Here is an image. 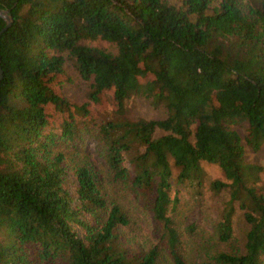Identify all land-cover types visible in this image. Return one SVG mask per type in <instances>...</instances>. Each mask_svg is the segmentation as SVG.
Wrapping results in <instances>:
<instances>
[{"label":"trees","instance_id":"obj_1","mask_svg":"<svg viewBox=\"0 0 264 264\" xmlns=\"http://www.w3.org/2000/svg\"><path fill=\"white\" fill-rule=\"evenodd\" d=\"M6 8L0 264H188L181 229L200 257L191 264H264L263 168L243 145L264 144V0H0ZM66 63L85 83L79 102L62 89ZM136 95L163 115L131 116ZM201 161L225 181L205 180ZM204 184L228 199L208 240H193L178 194ZM235 208L241 242L220 248Z\"/></svg>","mask_w":264,"mask_h":264},{"label":"rangeland","instance_id":"obj_2","mask_svg":"<svg viewBox=\"0 0 264 264\" xmlns=\"http://www.w3.org/2000/svg\"><path fill=\"white\" fill-rule=\"evenodd\" d=\"M65 73L68 75V79L63 83L64 93L71 97L73 100L79 102L84 98V81L77 76V73L71 68V66L66 63L64 66ZM128 111L131 116H143V117H161L163 115V108L160 104L151 102L149 99L136 95L132 97L128 102ZM238 131L243 135V128L241 126H236ZM85 140L83 144L91 152L94 151L95 140L89 135H84ZM78 143V141H77ZM244 150L245 157L250 161H253L263 169L259 172V182H261V188L264 194V144L261 145L258 149L252 150L244 141ZM203 170L205 171V180L208 179H221L225 181L224 176L221 173L219 167L214 163H209L206 161H201ZM64 182L67 189L73 194V189L75 185V180L70 171H66ZM188 188V187H187ZM191 189H179V203L176 205V219L180 225L185 223L194 222L196 225L195 231L192 233L191 238L193 240L199 239L202 240L205 238L208 240L209 232L212 230L215 221L219 219L221 209L224 206V202L228 199L227 188H222L219 191H213L205 184L200 188V193L195 194ZM140 206V204H139ZM236 207V206H235ZM135 208V207H134ZM134 208H131V211L134 212ZM138 216L135 217V224L138 225L139 236L143 239L146 238V222L143 219L140 210L135 208ZM182 220V221H181ZM149 224V223H148ZM141 226L143 228H141ZM180 228V227H179ZM181 229V228H180ZM76 230L80 232L79 228L76 226ZM244 231V223L241 219L240 212L235 208L233 213V234L232 239L228 242L227 246L224 244H219V247H231L239 246L241 242V235ZM181 236L183 237V255L188 264H191L192 261H199L200 257L198 255L197 249L192 245L193 241L189 238L190 235L188 232H185L181 229ZM149 242V240H147ZM211 245V244H210ZM215 247V246H213ZM199 249V248H198ZM200 251V249H199ZM200 253V252H199ZM168 262L164 263L167 264ZM170 264V263H168Z\"/></svg>","mask_w":264,"mask_h":264},{"label":"water","instance_id":"obj_3","mask_svg":"<svg viewBox=\"0 0 264 264\" xmlns=\"http://www.w3.org/2000/svg\"><path fill=\"white\" fill-rule=\"evenodd\" d=\"M9 8L6 9H0V16L3 18L4 20V24L0 27V33L6 29V27L10 24L11 22V16L8 13ZM0 76H1V69H0Z\"/></svg>","mask_w":264,"mask_h":264}]
</instances>
